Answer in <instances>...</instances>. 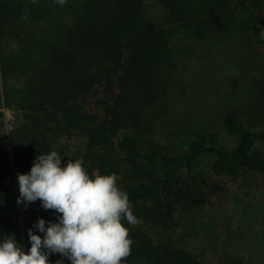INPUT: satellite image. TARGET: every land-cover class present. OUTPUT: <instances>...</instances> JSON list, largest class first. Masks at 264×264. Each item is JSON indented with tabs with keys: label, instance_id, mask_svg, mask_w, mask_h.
Listing matches in <instances>:
<instances>
[{
	"label": "trees",
	"instance_id": "trees-1",
	"mask_svg": "<svg viewBox=\"0 0 264 264\" xmlns=\"http://www.w3.org/2000/svg\"><path fill=\"white\" fill-rule=\"evenodd\" d=\"M149 2L165 10L164 23L148 14ZM260 3L0 0L2 100L18 113L16 127L5 134L0 111V235L14 233L27 250V232L37 218L55 222L57 213L43 209L39 200L18 204L12 187L18 196L17 174L27 173L38 154L55 150L62 165L82 159L90 176L117 174L137 217L134 225L122 220L132 241L125 264H205L186 246L182 222L225 193L220 179L242 177L249 188L264 177V126L228 110L222 123L235 147L221 146L214 132H199L185 149L170 152L155 142L152 122L161 115L156 106L164 113L175 94L179 30L199 41L243 28L259 35L264 17L251 15L243 27L235 18ZM75 9L69 25L62 20L55 26L57 12L64 16ZM257 92L264 102V76ZM58 137L80 138L81 144L69 152L58 148ZM203 159H210L205 169ZM60 260L70 264L59 253L49 256L50 264Z\"/></svg>",
	"mask_w": 264,
	"mask_h": 264
},
{
	"label": "rangeland",
	"instance_id": "rangeland-1",
	"mask_svg": "<svg viewBox=\"0 0 264 264\" xmlns=\"http://www.w3.org/2000/svg\"><path fill=\"white\" fill-rule=\"evenodd\" d=\"M147 11L158 22L167 20L160 5L149 2ZM76 12L77 9L70 10L64 16L57 12L55 26L62 20L69 25ZM251 15L264 17V0L259 7L238 13L235 20L243 27L242 22ZM262 33L255 35L246 28L235 29L217 40L208 37L199 41L179 30L175 39L177 69L172 87L175 94L164 113L160 104L156 106L155 111L161 115L154 116L152 122L157 144L176 152L185 149L195 134L214 132L221 146L233 148L236 140L226 134L222 123L223 114L232 109L253 125L264 126V102L257 92V83L264 76ZM2 93L0 84V111L6 123L5 134H9L16 127L18 113L3 104ZM80 144L81 139L76 137H58L56 142L58 148L64 147L69 152ZM209 162L210 159H203L200 167L205 169ZM247 181L242 177L220 179L225 193L212 197L198 213L184 218L180 230L186 246L205 264H235L236 259H241V264H264V177L258 176L257 185L249 188ZM12 187L17 201L14 183ZM18 220L22 229V217L18 216ZM23 235L26 240V234Z\"/></svg>",
	"mask_w": 264,
	"mask_h": 264
},
{
	"label": "clouds",
	"instance_id": "clouds-1",
	"mask_svg": "<svg viewBox=\"0 0 264 264\" xmlns=\"http://www.w3.org/2000/svg\"><path fill=\"white\" fill-rule=\"evenodd\" d=\"M118 179L116 173L90 176L80 158L62 165L55 150L38 154L27 173L17 174V203L27 207L39 200L57 213L56 220L37 218L27 232V250L14 233L0 235V264H50L55 253L70 264H125L132 241L122 220L134 225L137 217Z\"/></svg>",
	"mask_w": 264,
	"mask_h": 264
}]
</instances>
